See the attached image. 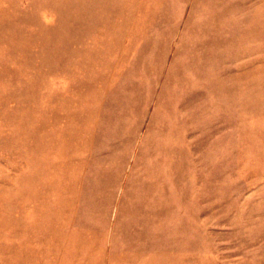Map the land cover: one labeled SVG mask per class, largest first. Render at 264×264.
<instances>
[{
    "label": "rangeland",
    "instance_id": "obj_1",
    "mask_svg": "<svg viewBox=\"0 0 264 264\" xmlns=\"http://www.w3.org/2000/svg\"><path fill=\"white\" fill-rule=\"evenodd\" d=\"M0 264H264V0H0Z\"/></svg>",
    "mask_w": 264,
    "mask_h": 264
}]
</instances>
